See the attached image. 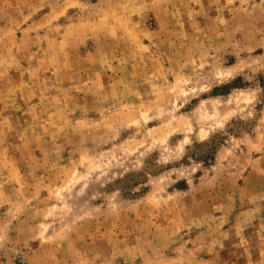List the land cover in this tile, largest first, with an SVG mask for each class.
I'll return each instance as SVG.
<instances>
[{
    "label": "rangeland",
    "instance_id": "obj_1",
    "mask_svg": "<svg viewBox=\"0 0 264 264\" xmlns=\"http://www.w3.org/2000/svg\"><path fill=\"white\" fill-rule=\"evenodd\" d=\"M0 264H264V0H0Z\"/></svg>",
    "mask_w": 264,
    "mask_h": 264
}]
</instances>
